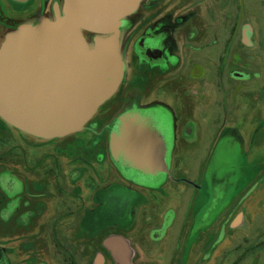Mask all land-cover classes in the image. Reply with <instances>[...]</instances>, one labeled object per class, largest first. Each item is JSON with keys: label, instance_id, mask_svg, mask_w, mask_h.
Listing matches in <instances>:
<instances>
[{"label": "rangeland", "instance_id": "obj_1", "mask_svg": "<svg viewBox=\"0 0 264 264\" xmlns=\"http://www.w3.org/2000/svg\"><path fill=\"white\" fill-rule=\"evenodd\" d=\"M2 1L0 19L8 24L15 21L9 14L39 3ZM166 1L187 2L188 9L198 5L200 31L213 35L202 45L219 42L214 49L200 48L198 77L182 55L176 77L148 80L145 67L135 73L127 29L82 30L89 48L107 38L116 44L123 75L115 93L74 132L45 137L9 124L23 132L24 172L39 175L43 258L69 264L51 237L53 219L71 216V230L61 227L63 220L55 226L60 241L69 238L78 264H234L239 258V264H264V0ZM53 2L47 1L34 25H24L63 17L65 1L55 15ZM22 27L0 26V46ZM136 113L151 114L165 127L169 155L163 174L140 175L118 160L119 118ZM9 152L8 168H15V150ZM85 209L86 229L79 230ZM170 211L176 215L172 225L153 239ZM32 226L30 218L24 227Z\"/></svg>", "mask_w": 264, "mask_h": 264}, {"label": "water", "instance_id": "obj_2", "mask_svg": "<svg viewBox=\"0 0 264 264\" xmlns=\"http://www.w3.org/2000/svg\"><path fill=\"white\" fill-rule=\"evenodd\" d=\"M139 1L66 0L63 17L9 36L0 46V115L45 137L83 128L119 87L123 64L113 39L89 48L82 30L115 32Z\"/></svg>", "mask_w": 264, "mask_h": 264}, {"label": "flooded vegetation", "instance_id": "obj_3", "mask_svg": "<svg viewBox=\"0 0 264 264\" xmlns=\"http://www.w3.org/2000/svg\"><path fill=\"white\" fill-rule=\"evenodd\" d=\"M5 1L18 2L17 4L25 2ZM36 1H39V3L37 2V5L30 11L22 10L21 14L18 15L15 13L9 14L8 18L15 19L14 23L8 24L0 19V26L11 29L15 26L28 27L24 24H33L38 16L40 17L46 13L48 0ZM64 1L66 5V0H54L51 8L52 14L55 15L58 8L62 9ZM3 2L0 0V3ZM176 4L166 0H146L142 6V2L139 1L137 7L132 8L123 16V18L129 17V20H120L115 29V32L127 29L128 37L132 38L133 43L132 54L136 63L135 73L145 67L148 80L163 79L168 78V76L176 77V71L182 63V55H185L186 62H192V69L194 70L192 75L198 77L199 72L196 73L195 70L200 71V48L214 49L219 43L209 39L202 45L206 38H212L213 35L211 36L209 30L202 29L200 31L198 24L199 12L196 9L198 5L188 9L187 2L182 3L179 1ZM185 9L187 10L184 11ZM86 31L95 33L90 30ZM1 34H4L2 29H0ZM239 79L244 80V78ZM132 117L143 118L160 130L167 147L166 160L168 163V134L163 123L151 114L136 113L133 116L120 117L117 124L116 138L119 137L124 122ZM9 124L11 123L0 115V264H62V261L53 256H49L47 259L41 257L43 254L40 253L39 247V175L38 172H24V162L21 161L24 150L23 132L21 128L16 126L21 129L17 130L13 127V124V126ZM14 150L16 167L8 168L7 161L12 159L9 151L14 152ZM118 160L125 164L128 170L140 175L164 173H152L135 169L120 156ZM30 218H32L33 226L31 229L25 228L24 225L28 224ZM175 218L176 215L173 211L168 212L161 228L155 230L152 238L155 240L163 238ZM61 220L64 221L61 227L71 230L75 218L65 216L64 218L53 219L52 242L57 241L61 250L68 255L69 264H78L68 248H71L69 238L63 239L64 241H60L58 238L59 234L56 232L55 224H62ZM86 222L87 210L85 209L83 217H80L77 224L79 230L86 229ZM81 235L82 233H80ZM85 235L83 234V236Z\"/></svg>", "mask_w": 264, "mask_h": 264}, {"label": "crops", "instance_id": "obj_4", "mask_svg": "<svg viewBox=\"0 0 264 264\" xmlns=\"http://www.w3.org/2000/svg\"><path fill=\"white\" fill-rule=\"evenodd\" d=\"M114 147L118 155L135 169L147 172H165L167 147L160 130L143 118L127 119Z\"/></svg>", "mask_w": 264, "mask_h": 264}, {"label": "trees", "instance_id": "obj_5", "mask_svg": "<svg viewBox=\"0 0 264 264\" xmlns=\"http://www.w3.org/2000/svg\"><path fill=\"white\" fill-rule=\"evenodd\" d=\"M242 259L239 258L234 264H239Z\"/></svg>", "mask_w": 264, "mask_h": 264}]
</instances>
